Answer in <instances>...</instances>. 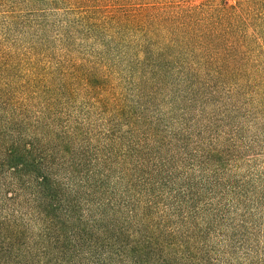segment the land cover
<instances>
[{"label": "trees", "instance_id": "obj_1", "mask_svg": "<svg viewBox=\"0 0 264 264\" xmlns=\"http://www.w3.org/2000/svg\"><path fill=\"white\" fill-rule=\"evenodd\" d=\"M263 4L243 0L231 7L218 1L179 12L120 10L104 19L99 8L70 29L95 38L107 33L110 45L125 56L130 81L142 94L151 89L155 95L170 84H201L214 65L221 74L241 27ZM72 36L64 33L67 40ZM109 52L107 48L89 63L65 57L49 69L29 55L7 53L0 40V264H78L85 247L109 251L125 264H171L168 249L176 246L158 235L165 222L152 223L148 215L141 219L135 200L116 197L119 176L112 179L116 170L108 164L139 153L133 148L141 143L137 130L158 122L145 129L126 117V132L118 133L117 125L94 126L86 116L90 108L77 101L85 95L113 106L117 100L101 93L109 80L99 75L114 68L104 61ZM18 58L29 69L15 75ZM159 133L150 139L156 141ZM141 225L155 230L143 233ZM93 259L113 264L112 257Z\"/></svg>", "mask_w": 264, "mask_h": 264}, {"label": "rangeland", "instance_id": "obj_2", "mask_svg": "<svg viewBox=\"0 0 264 264\" xmlns=\"http://www.w3.org/2000/svg\"><path fill=\"white\" fill-rule=\"evenodd\" d=\"M218 1L234 7L243 0L0 2V40L7 53L29 55L53 69L65 57L75 63L97 61L96 55L109 48L104 61L114 68L99 75L109 80L101 93L105 99L117 100L108 106L83 94L77 97L81 108H90L86 116L94 126L117 125L121 133L129 124L123 120L126 117L132 116L131 123L145 129L158 122L141 133L137 130L140 139L134 138L141 143L133 148L139 153L113 158L108 164L116 170L112 179L119 176L116 197L135 200L141 219L148 215L152 223L165 222L158 235L176 246L168 249L171 264H264V4L241 27L230 63L223 66L227 76L214 65L201 84H170L155 95L151 89L142 94L130 81L125 56L110 45L107 33L95 38L73 27L99 8L104 19L120 10L179 12ZM70 32L71 40L65 39L64 33ZM20 59L15 75L29 69ZM158 130L159 138L153 141L150 137ZM143 159L144 164H138ZM141 228L143 233L155 230ZM80 256L78 264H99L93 258L100 256L104 262L112 257L113 264H125L109 251L85 247Z\"/></svg>", "mask_w": 264, "mask_h": 264}]
</instances>
